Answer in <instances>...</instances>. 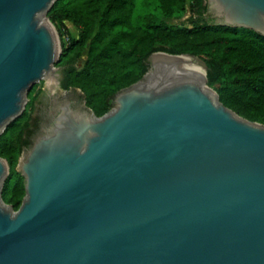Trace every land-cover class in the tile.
Instances as JSON below:
<instances>
[{
	"label": "water",
	"instance_id": "1",
	"mask_svg": "<svg viewBox=\"0 0 264 264\" xmlns=\"http://www.w3.org/2000/svg\"><path fill=\"white\" fill-rule=\"evenodd\" d=\"M60 1L0 0V137L35 84L60 85ZM207 2L205 26L264 40V0ZM145 65L102 116L61 86L36 109L17 210L0 155V264H264V124L220 100L197 56Z\"/></svg>",
	"mask_w": 264,
	"mask_h": 264
},
{
	"label": "trees",
	"instance_id": "2",
	"mask_svg": "<svg viewBox=\"0 0 264 264\" xmlns=\"http://www.w3.org/2000/svg\"><path fill=\"white\" fill-rule=\"evenodd\" d=\"M203 1L142 0L144 11L137 0L55 2L51 22L66 29L70 21L80 31L78 38L68 35V42H61L56 64L63 70L61 87L81 90L87 106L102 116L114 106L119 91L148 72L145 63L153 53L190 54L203 58L207 83L227 107L264 124V40L247 32L213 29L206 21L169 22L188 10L202 14ZM37 87L28 95L23 119L13 121L12 130L0 137V155L9 165L2 197L15 210L25 197V180L17 169L20 141L44 94Z\"/></svg>",
	"mask_w": 264,
	"mask_h": 264
},
{
	"label": "rangeland",
	"instance_id": "3",
	"mask_svg": "<svg viewBox=\"0 0 264 264\" xmlns=\"http://www.w3.org/2000/svg\"><path fill=\"white\" fill-rule=\"evenodd\" d=\"M137 4L140 7L141 11H144V4H143L142 0H137ZM203 6H204V10H203L202 14L193 13L191 10H188L185 14L179 15V16H176L173 19H170L169 22L173 23V24H179V25H183V24L184 25L185 24L186 25H191V23L193 21H206L207 18H208L207 12H211L209 7H208L207 0L203 1ZM65 27H66V29L63 28L60 25H56V26L54 25L55 31H56V33L58 35V38H59V41H60V45H61V42H63V43H67L68 42V35H71V36L76 37V38H78L79 35H80L79 29L72 22L66 21V26ZM86 56H87V52L84 53L83 58L78 63V67H81L83 65V63H84V61L86 59ZM197 58H198L200 64H204V60H203L202 57H197ZM188 60H191V59L189 58ZM50 75L51 76L60 75L59 76V80L61 82V78L63 76V70H62L61 67L56 66L55 71L52 72ZM60 86L61 85H59V84L58 85L55 84V87H52V89H51L49 86H46L44 83H38L37 90L42 88L44 90V94L45 95L42 97L41 102L38 103L37 108L44 101L48 100L53 95L52 94L53 92H54L55 95L56 94H61V96H62L63 93L60 91V89H61ZM72 91H77L79 93V96H81L82 100L84 101L82 91L75 90V89H73ZM71 93L72 92H69V94H71ZM72 96H76V95H72ZM29 102H30V100L28 99L27 103H29ZM27 107H28V104H26L25 109ZM17 169H18V167H17Z\"/></svg>",
	"mask_w": 264,
	"mask_h": 264
},
{
	"label": "flooded vegetation",
	"instance_id": "4",
	"mask_svg": "<svg viewBox=\"0 0 264 264\" xmlns=\"http://www.w3.org/2000/svg\"><path fill=\"white\" fill-rule=\"evenodd\" d=\"M72 93L70 94V96H72V95H76V96H79V93L77 92V91H71ZM45 94H43L42 95V97L44 96ZM42 97H41V99H42ZM40 99V100H41ZM49 99H52L51 97L49 98Z\"/></svg>",
	"mask_w": 264,
	"mask_h": 264
},
{
	"label": "bare ground",
	"instance_id": "5",
	"mask_svg": "<svg viewBox=\"0 0 264 264\" xmlns=\"http://www.w3.org/2000/svg\"><path fill=\"white\" fill-rule=\"evenodd\" d=\"M189 58L188 57H186L185 58V60H188ZM196 64V63H195ZM199 66V65H198ZM202 70H203V68L201 67V66H199ZM204 71V70H203Z\"/></svg>",
	"mask_w": 264,
	"mask_h": 264
}]
</instances>
